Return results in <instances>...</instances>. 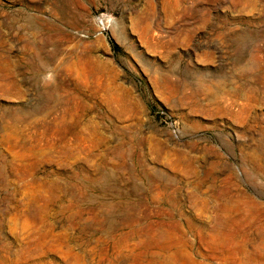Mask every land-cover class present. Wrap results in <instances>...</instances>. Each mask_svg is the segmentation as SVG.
<instances>
[{"label": "rangeland", "instance_id": "obj_1", "mask_svg": "<svg viewBox=\"0 0 264 264\" xmlns=\"http://www.w3.org/2000/svg\"><path fill=\"white\" fill-rule=\"evenodd\" d=\"M0 264H264V0H0Z\"/></svg>", "mask_w": 264, "mask_h": 264}, {"label": "bare ground", "instance_id": "obj_2", "mask_svg": "<svg viewBox=\"0 0 264 264\" xmlns=\"http://www.w3.org/2000/svg\"><path fill=\"white\" fill-rule=\"evenodd\" d=\"M111 21H112L111 19H108V20H107V22H111ZM102 24H103V27L106 28V26H107V25H106V22L104 21V23H102Z\"/></svg>", "mask_w": 264, "mask_h": 264}]
</instances>
